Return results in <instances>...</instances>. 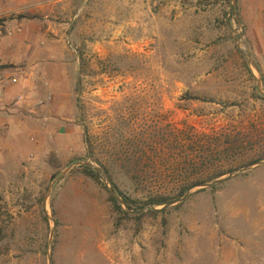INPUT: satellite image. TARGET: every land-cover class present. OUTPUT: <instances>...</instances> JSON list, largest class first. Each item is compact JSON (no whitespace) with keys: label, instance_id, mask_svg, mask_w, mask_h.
Masks as SVG:
<instances>
[{"label":"rangeland","instance_id":"1","mask_svg":"<svg viewBox=\"0 0 264 264\" xmlns=\"http://www.w3.org/2000/svg\"><path fill=\"white\" fill-rule=\"evenodd\" d=\"M262 6L0 0V80L19 78L0 98V264H264V165L157 216L125 218L110 200L111 180L149 200L125 157L172 153L178 130L238 137L232 173L257 164L264 43L253 13ZM83 164L109 168L111 179L86 177Z\"/></svg>","mask_w":264,"mask_h":264},{"label":"trees","instance_id":"2","mask_svg":"<svg viewBox=\"0 0 264 264\" xmlns=\"http://www.w3.org/2000/svg\"><path fill=\"white\" fill-rule=\"evenodd\" d=\"M256 67L262 75L264 83L263 69L259 63H256ZM250 73L256 79L251 69ZM255 92L257 98L264 101V96L260 94L258 88L255 89ZM177 133L174 135L172 153L165 150H153L151 155L147 151L142 150L139 153H131L125 157V161L129 165L128 168L126 167V172L130 176L134 186L139 191L150 194V197L146 202L138 201L123 192L111 180L113 191L126 203L129 211L135 212V214L131 215L111 193L110 200L116 213L130 219H139L144 215L157 216L164 214L167 211L164 208L166 205L178 201L193 188L224 178L228 174L235 172L233 167L237 163L236 160H231V158L233 157L234 159V156L240 153V139L238 137H232V135L225 133L212 135L198 134L193 130L191 132L178 130ZM166 141L170 145V141ZM89 149L90 158L93 159L95 152L92 147H89ZM225 155H227L226 159ZM163 156L167 158L168 166L166 170L158 163L159 159ZM263 161L264 155L251 161L249 165ZM225 165H230V168H226L227 166L225 167ZM101 168L102 172L88 166H83L80 170L86 177L99 182L102 176L105 175L111 179L109 168L105 166H101ZM165 173H168L170 177L173 176L175 178L177 176V179L171 182L153 181L154 179L160 180L159 178L165 176ZM147 206H150L147 213L137 215L138 211L144 210ZM160 207L164 209L157 210Z\"/></svg>","mask_w":264,"mask_h":264},{"label":"water","instance_id":"3","mask_svg":"<svg viewBox=\"0 0 264 264\" xmlns=\"http://www.w3.org/2000/svg\"><path fill=\"white\" fill-rule=\"evenodd\" d=\"M235 2H236V0H234ZM260 85H262V78H261V80H260V84H259V90H260V92H261V94L264 96V90L262 89V86H260ZM79 166H81V164H78ZM84 166H88V167H90V168H93V169H95V166L94 165H92V164H83ZM82 165V166H83ZM264 165V162H260V163H257V164H254V165H251V166H248V167H246V168H244V169H242V170H239L238 172H236V173H232V174H230L229 176H227V177H224V178H221V179H218V180H216V181H213V182H210V183H206V184H203V185H200V186H198V187H195V188H193L192 190H190L182 199H180V200H178V201H176V202H174V203H170V204H168V205H166L164 208H170V207H172V206H175V205H177V204H182V203H184L193 193H194V191L196 190V189H208V188H212V187H214V186H216V185H219V184H221V183H223V182H225V181H228V180H230V179H233L235 176H237V175H239V174H241V173H245V172H248V171H251L252 169H254V168H256V167H260V166H263ZM68 172H70V170L69 171H67V173ZM112 192V194L114 195V197L116 198V199H118L120 202H121V204L123 205V207L126 209V210H128L129 211V209H128V206L126 205V203L122 200V199H120L119 198V196L116 194V193H114V191H111ZM163 208V209H164ZM50 262H52V257H50Z\"/></svg>","mask_w":264,"mask_h":264},{"label":"crops","instance_id":"4","mask_svg":"<svg viewBox=\"0 0 264 264\" xmlns=\"http://www.w3.org/2000/svg\"><path fill=\"white\" fill-rule=\"evenodd\" d=\"M45 2H47V1H45ZM65 8H67L66 5H65ZM88 8H90V5H88L86 3V4L82 5L80 9L84 12ZM255 10L256 11H254V13H253V14H255L254 15V33H255V36H257L258 39L260 41H262V43H264V6L258 7ZM84 14L85 13H83L82 15H84ZM17 48H18V46L13 42V43L10 44V47L7 48V51L9 53H12V55H13L14 52L17 51ZM10 50H13V51L11 52ZM3 51H6V46L0 51V54H2Z\"/></svg>","mask_w":264,"mask_h":264},{"label":"built area","instance_id":"5","mask_svg":"<svg viewBox=\"0 0 264 264\" xmlns=\"http://www.w3.org/2000/svg\"><path fill=\"white\" fill-rule=\"evenodd\" d=\"M4 35L3 30L0 28V37H2ZM18 76V75H17ZM19 78H9L8 80H0V98H2L4 96V90H5V86L6 84L9 85H16L19 82ZM41 105H43V102H40Z\"/></svg>","mask_w":264,"mask_h":264}]
</instances>
